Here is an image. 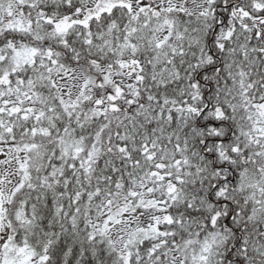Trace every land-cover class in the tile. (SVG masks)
Instances as JSON below:
<instances>
[{
    "label": "snow or ice",
    "instance_id": "1",
    "mask_svg": "<svg viewBox=\"0 0 264 264\" xmlns=\"http://www.w3.org/2000/svg\"><path fill=\"white\" fill-rule=\"evenodd\" d=\"M0 264H264V0H0Z\"/></svg>",
    "mask_w": 264,
    "mask_h": 264
}]
</instances>
